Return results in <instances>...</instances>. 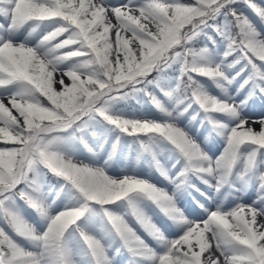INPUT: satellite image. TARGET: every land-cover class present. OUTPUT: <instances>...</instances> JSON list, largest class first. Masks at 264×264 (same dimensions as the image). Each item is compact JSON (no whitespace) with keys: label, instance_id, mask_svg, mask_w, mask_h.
<instances>
[{"label":"snow or ice","instance_id":"1","mask_svg":"<svg viewBox=\"0 0 264 264\" xmlns=\"http://www.w3.org/2000/svg\"><path fill=\"white\" fill-rule=\"evenodd\" d=\"M0 264H264V0H0Z\"/></svg>","mask_w":264,"mask_h":264},{"label":"rangeland","instance_id":"2","mask_svg":"<svg viewBox=\"0 0 264 264\" xmlns=\"http://www.w3.org/2000/svg\"><path fill=\"white\" fill-rule=\"evenodd\" d=\"M256 127L258 128V127H259V125H257ZM225 204H226V206H227V205H228V201H225Z\"/></svg>","mask_w":264,"mask_h":264}]
</instances>
